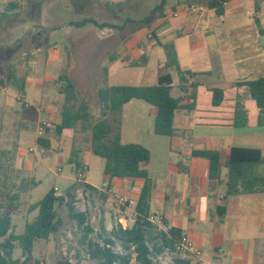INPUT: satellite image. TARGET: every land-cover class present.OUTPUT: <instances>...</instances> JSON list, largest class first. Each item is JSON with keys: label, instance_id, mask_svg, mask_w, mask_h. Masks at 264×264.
Segmentation results:
<instances>
[{"label": "crops", "instance_id": "0c3cea01", "mask_svg": "<svg viewBox=\"0 0 264 264\" xmlns=\"http://www.w3.org/2000/svg\"><path fill=\"white\" fill-rule=\"evenodd\" d=\"M97 1L107 6L108 10L111 5L126 4L129 0H109L107 4L103 0ZM138 1L135 0V3ZM209 1L211 0L167 1L163 11L157 14L154 23V28L157 30L155 40H150V44L144 42L141 44L138 43V39H134L130 43L134 50L132 54L131 50L127 49L126 36H123L118 42V50L109 54V57L115 55L116 59L113 62L107 61L104 68L108 72L109 86H154L158 84L160 76L170 74L173 81L172 95L180 99L181 106H194L192 110L181 108L176 111L175 134L168 137L155 133L156 108L143 100H131L124 106L122 112L121 141L126 145H141L150 152L147 170L152 182L150 217H153V222L163 230L171 227L181 230L182 234L190 236L201 250L203 246L213 244L214 257L223 252L222 245H224L228 250L227 256L231 255L230 259L234 261V257L242 258L244 251L241 248L234 249L233 242L227 243L224 231H234V217L241 215L244 217L242 221L244 226L255 231L256 234L250 245L254 247L259 240L264 244V192L227 196L228 169L225 167L222 169L220 180H212L209 176L210 161L194 157L192 152L219 151L223 163H226L234 147L264 151L262 143L259 145L238 143V137L241 139L252 137L263 141L264 126L258 123L260 114L258 107L253 120L250 119L247 103L251 98L246 93L247 88L234 87L236 82L264 77V15L262 19L256 15V11L260 8L264 11V0H240L241 4L231 9H228V6L239 0H228L224 3L222 15L216 14L215 9L205 7ZM162 2L163 0H160L157 5ZM184 3L197 4L205 9L197 15L183 12L174 17L172 13L179 6H185ZM25 5L26 2L23 0L18 2L0 0V32H12L11 27L20 22L22 12L26 9ZM90 18L100 24L110 23L105 16L101 21L96 17ZM31 19L35 28L28 33L29 27H25V35L30 39L37 38L38 45L45 50L49 49L48 54L53 56L57 60V66L61 67L64 51L73 44L72 28L56 29L50 35L51 38L58 36L65 40L64 50H61L57 43L53 46L47 45L43 36L38 37V29L47 25H39L38 18L31 17ZM21 22H26V19ZM96 35L100 42L105 40L108 42L110 38H121L119 34L108 28L100 29ZM165 44L174 45L181 69L193 73V75L187 74L184 82L181 81L178 71L169 65ZM139 58L142 62L138 61ZM138 68L144 70L138 72L136 70ZM37 78L34 75L26 76L25 91L20 94L25 101H28L27 90L30 88L35 90ZM213 88L224 91V100L217 107L213 105ZM240 97L248 115V125L242 129L234 125L236 103ZM27 106L34 108L37 105H32L28 101ZM61 119L62 116L57 121V125L61 123ZM49 124L51 126V123ZM68 131L74 130L67 129L63 133ZM73 151L79 156L92 153L90 149L89 152L82 154L79 149L74 148L71 154H68V160ZM83 165L86 169V163ZM71 168L73 173L74 169ZM81 178L84 183L98 191L86 190L88 194L97 196L98 200H101L100 227L104 225L106 230L110 231L117 224H122L124 228L133 226L136 218L135 207L146 179L111 178L104 173L101 184L96 186L86 180V172ZM105 184L108 185L107 189L104 187ZM119 197L131 201L132 204L120 203ZM114 204H118L119 208ZM220 208L226 209L225 214L222 215ZM237 226L241 224L238 223ZM172 255L166 252L158 256L156 261L158 264L159 262L173 264ZM133 257L131 264L136 262L135 256Z\"/></svg>", "mask_w": 264, "mask_h": 264}, {"label": "rangeland", "instance_id": "374dc122", "mask_svg": "<svg viewBox=\"0 0 264 264\" xmlns=\"http://www.w3.org/2000/svg\"><path fill=\"white\" fill-rule=\"evenodd\" d=\"M23 1L26 2V9L22 12L20 22L11 27L12 32H0V76L15 70L19 78H26L28 75L38 77L35 90L30 88L26 92L27 100L32 105H37L34 108L27 106L28 101L22 99L15 88L0 85V214L11 215L15 234H21L26 223L30 220L33 221L38 215L37 210L29 212L32 204L39 202L51 189L58 188L57 195H62L75 182L76 177H73L72 168L67 158L72 149H79L82 154L91 149L89 133L81 131L57 133V121L60 119L65 103V94L63 93L65 82L61 81L60 77L66 74L73 79L77 87L78 99L87 101L91 113L96 120H99L101 104L97 92L102 86L103 69L109 61V54L118 50V42L123 36H126L127 49L131 50L132 54H134V50L130 43L134 39H138V43L141 44H150V40H155L157 30L154 28V23L156 19L145 20L160 2V0H139L135 3V0H129L126 4L111 5L107 10V6L99 1L96 2V0ZM103 1L106 4L109 2V0ZM207 1L205 0V2ZM240 4V0L231 3L228 9ZM184 5L188 4L184 3ZM261 10L260 8L256 11V15L262 19L264 11ZM103 16L108 19V22L118 27L111 30L115 34H119L121 38H110L108 42L106 40L100 42L96 35L100 28L96 25L89 23L81 28L71 25L90 17H96L98 21H101L104 19ZM31 17L38 18L39 25H47L45 28L38 29V37L42 38L43 36L47 45L53 46L57 43L61 50H64L65 40L58 36L51 38L50 35L56 29L68 28L69 30L72 28L73 44L64 51V61L61 67H58L57 60L48 54L49 49L45 50L38 45L37 38L30 39L28 35H25V27H29L28 33H31L35 28ZM24 19L26 22H21ZM46 22L48 23L46 24ZM149 34H152L153 37L149 38ZM181 51L183 52V50ZM138 61L142 62V59L139 58ZM136 70L142 72L144 69ZM246 93L249 94L247 89ZM35 98L38 100L36 101ZM247 108L252 121L258 110L256 103L250 99ZM44 121L48 124L51 123V126L43 135H40L39 127ZM39 140H43L44 143L48 142L49 147L40 144ZM237 140L238 143L245 145H254L255 143L264 145V140L252 137L243 139L238 137ZM32 148L35 149L34 152H30ZM78 157L80 162L86 163L87 168L84 167L86 180L96 186L100 185L104 177L105 160L93 153ZM256 172L264 175V164L257 166ZM100 201L97 196L88 194L86 190L82 189L77 192L75 199L77 210L88 211L85 212L88 222L96 231L91 236L97 239V232L100 231L99 210L102 208ZM114 206L119 208L118 204H114ZM59 213L63 219V226L57 236L52 237L49 241H38L33 251L35 262L56 264L59 258L68 256L74 264H96L89 260L85 248L79 244L83 231L78 229L76 223L68 218L67 208L62 207ZM243 219V216L235 215L234 231H224L227 243L233 242L234 249H243L242 258L234 257V261H232L231 255L227 256L228 250L224 245H222L223 252L214 257V246L209 244L203 246L202 250L203 259L206 263L208 262L207 264H222L223 262L226 264H264L263 241L259 240L254 247L250 245L256 234H254L255 231L244 226ZM238 223L241 226H237ZM218 245L221 244L218 243ZM116 250L122 252L119 246L116 247ZM175 256L178 257L176 252L171 259H174ZM13 258L24 260L23 251L18 244L14 250ZM133 264L137 263L133 262ZM159 264L162 263L159 262Z\"/></svg>", "mask_w": 264, "mask_h": 264}, {"label": "trees", "instance_id": "16d2710c", "mask_svg": "<svg viewBox=\"0 0 264 264\" xmlns=\"http://www.w3.org/2000/svg\"><path fill=\"white\" fill-rule=\"evenodd\" d=\"M167 1L157 5L150 16L145 20L157 18L163 11ZM228 0H211L208 8L215 9L216 14L224 13V3ZM92 23L100 29L118 27L112 23L100 24L93 18H85L72 26L84 27ZM167 59L170 67L176 69L182 82L187 74L179 65L176 49L173 44H165ZM115 55H110L109 61L113 62ZM61 81L65 82V103L62 110L61 123L57 125L58 134L70 129L90 134L91 151L94 155L105 160L104 173L111 178H144V185L139 201L135 207L136 218L132 227L124 228L117 224L112 230L100 227L97 232L98 239L92 238L96 231L88 222L85 212H80L75 206L76 194L79 190L97 191L93 186L84 183L81 178L85 174L84 165L78 160L76 151L72 152L69 165L73 167L75 182L65 192L58 196L55 189H51L39 202L33 204L29 212L38 211L33 221L27 222L22 234L13 231V220L9 214H0V264H40L35 262L33 251L37 241H49L57 236L63 226L60 209L66 207L68 218L74 221L78 229L83 231L79 244L85 248L86 254L96 264H131L133 256L137 264H158V256L170 252L174 254L182 232L176 228L161 229L158 224L150 220V197L152 182L148 176L147 165L150 161V152L138 144H124L121 141L122 112L124 106L131 100L138 99L147 102L156 108L155 133L161 136L175 134L174 118L176 111L181 108L192 110L194 106L183 107L181 101L172 95L173 81L170 74L160 76L158 84L154 86H109L108 72L103 69L102 86L97 95L101 104V116L96 120L91 113L87 101H80L77 97V87L69 75H62ZM2 87L15 88L19 94L25 91V78H19L15 70L0 76ZM234 87L248 89L249 96L260 110L258 123L264 126V77L254 80L234 83ZM213 105L220 106L224 100V91L213 88ZM234 125L236 128H246L248 125L247 111L238 99ZM39 143L49 147V143L39 140ZM194 157L205 158L210 161V179L220 180L222 169H228L226 181L227 196L249 195L264 192V175L256 172V167L264 164V151L260 149L234 147L226 163H223L221 153L215 150H194ZM18 196H16V199ZM222 215L226 209L220 208ZM165 222V221H164ZM23 251L24 260L14 259L13 253L16 245ZM119 246L122 252H118ZM56 264H74L68 256L59 258ZM173 264H190V261L175 256Z\"/></svg>", "mask_w": 264, "mask_h": 264}, {"label": "built area", "instance_id": "2783aa9c", "mask_svg": "<svg viewBox=\"0 0 264 264\" xmlns=\"http://www.w3.org/2000/svg\"><path fill=\"white\" fill-rule=\"evenodd\" d=\"M204 7L197 5V4H188L187 6H180L176 11L172 13L174 17L179 16L181 13L186 12L189 15H197L204 11ZM153 35L149 34V38H152ZM50 127L48 123H42L39 127V134L43 135L46 130ZM35 149H30V152H34ZM104 187L107 189L108 185L105 184ZM56 193L59 191L58 188H55ZM111 192V190H108ZM119 202L122 204H132V202L126 200L123 197L118 198ZM150 220L153 222V217H150ZM176 254L178 257L184 260L190 261V264H207L203 259V252L202 250L196 245L194 240L188 236L187 234H182L181 238L179 239L176 247ZM175 254V253H174Z\"/></svg>", "mask_w": 264, "mask_h": 264}]
</instances>
